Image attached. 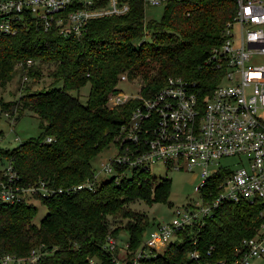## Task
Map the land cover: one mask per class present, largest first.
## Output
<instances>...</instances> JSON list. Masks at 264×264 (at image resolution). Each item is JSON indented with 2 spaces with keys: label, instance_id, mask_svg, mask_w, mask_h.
<instances>
[{
  "label": "trees",
  "instance_id": "16d2710c",
  "mask_svg": "<svg viewBox=\"0 0 264 264\" xmlns=\"http://www.w3.org/2000/svg\"><path fill=\"white\" fill-rule=\"evenodd\" d=\"M236 6L235 0H174L160 19H147V7L133 0L128 13L94 19L78 37L34 26L16 35L0 31V88L12 80L17 67L26 79H34L42 76L45 64L53 79L49 87L26 88L16 101H1L2 112L10 118L25 110L34 112L42 132L13 149L0 147V164L7 160L26 185L46 181L59 189L94 180L93 160L112 143L120 145L117 138L141 102L131 98L112 103L123 76L140 84L143 97L154 96L173 76L196 83L202 97L210 95L224 70L205 62L222 44ZM29 59L33 64L22 68L20 63ZM88 83L90 92L83 103L72 92ZM170 191L171 179L159 180L150 170L135 169L118 180L117 175L97 180L94 190L31 198L48 207L39 225L34 223L38 208L31 199L3 204L0 254L29 258L35 250L40 255L35 264H91V259L109 264L113 253L104 247L108 236L119 240L117 253L127 242L129 250H137L151 225L148 215L132 204L167 203ZM259 211L260 206L248 203H225L205 227L181 231L151 264H232L235 247L257 231ZM122 219L126 224L116 225ZM121 231L128 234L125 244ZM196 249L200 261L189 256Z\"/></svg>",
  "mask_w": 264,
  "mask_h": 264
},
{
  "label": "built area",
  "instance_id": "2783aa9c",
  "mask_svg": "<svg viewBox=\"0 0 264 264\" xmlns=\"http://www.w3.org/2000/svg\"><path fill=\"white\" fill-rule=\"evenodd\" d=\"M132 1L0 0V31L16 35L34 26L45 32L56 28L64 36L78 37L94 19L128 13ZM140 1L145 7H165L174 0ZM235 2L236 11L226 24L224 40L205 62L210 68L224 70L211 94L202 97L196 83L173 76L154 96L132 97L141 102L117 138L118 153L103 163L101 170L117 175L118 180L135 169L151 171L154 164L177 170L199 169L201 181L195 186L199 197L179 206L171 221L158 223L137 250H129L127 242V248L117 253L119 240L108 236L104 247L113 253L109 264H151L165 253L159 252L161 247L169 246L187 227H205L216 210L228 202L260 206L262 219L255 234L235 247L232 264L264 262V0ZM24 64L30 66L33 61L20 66ZM129 99L120 91L112 103ZM232 157L238 158L235 168L221 164L220 160ZM116 167L128 171L119 172ZM4 176L0 179V206L37 195L49 198L94 190L100 173L94 180L59 189L46 181L21 183L10 163ZM189 256L199 261L202 258L198 249L191 250ZM39 259L35 250L29 258L0 254L1 264H35ZM90 262L102 264L95 259Z\"/></svg>",
  "mask_w": 264,
  "mask_h": 264
},
{
  "label": "rangeland",
  "instance_id": "374dc122",
  "mask_svg": "<svg viewBox=\"0 0 264 264\" xmlns=\"http://www.w3.org/2000/svg\"><path fill=\"white\" fill-rule=\"evenodd\" d=\"M164 7L147 6L146 18L147 19H160L163 15ZM149 40V39H146ZM42 76L40 78L25 79L23 76V70L17 67L16 72L12 80L6 87L0 88V147L5 149H13L18 147L21 143L31 139L37 138L42 132L41 120L32 111L25 110L21 115H15L14 118H10L8 114L2 112L1 101L11 102L19 99L21 94L26 88L31 87L32 90L43 89L49 87L53 79L49 75L50 69L47 65H42ZM58 85H62L59 83ZM57 85V86H58ZM91 84L88 83L83 86L80 91H73L72 94L79 96L83 103L88 100ZM119 90L127 97L140 96L141 87L138 82L123 79L119 85ZM118 153V147L115 143H112L105 148L94 160L93 167L97 173H100L99 182L105 179L111 178L114 174H105L101 172L103 163L107 164L111 158ZM237 157L224 158L220 160L221 164L228 166L229 168H235L237 166ZM8 165L7 160H4L0 164V170L5 169ZM152 176L157 177L159 180L163 178L171 179V191L169 196V202L167 203H155L152 206L144 201H137L132 204V208L139 212H145L151 225L148 227L144 241L149 233L157 223L171 221L174 217L175 211L179 206H184L191 200H196L199 197V193L195 190V186L201 181L199 169L192 171L177 170L175 168H167L163 164H154L151 167ZM131 171L128 175H131ZM38 208V213L34 218V223L39 225L43 218L48 213V207L39 200H32ZM120 224V225H119ZM126 219L116 222V225H125ZM122 232V231H121ZM128 240V234L122 232V243ZM167 245L159 249L160 253H163L167 249ZM1 264V262H0ZM252 264H264L261 260H256Z\"/></svg>",
  "mask_w": 264,
  "mask_h": 264
}]
</instances>
